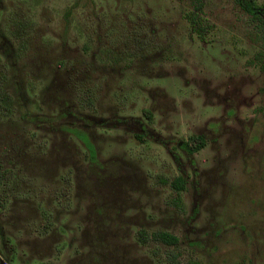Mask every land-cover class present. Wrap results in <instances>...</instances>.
Listing matches in <instances>:
<instances>
[{"label": "rangeland", "instance_id": "obj_1", "mask_svg": "<svg viewBox=\"0 0 264 264\" xmlns=\"http://www.w3.org/2000/svg\"><path fill=\"white\" fill-rule=\"evenodd\" d=\"M195 1L0 0V264H264L259 41Z\"/></svg>", "mask_w": 264, "mask_h": 264}, {"label": "trees", "instance_id": "obj_2", "mask_svg": "<svg viewBox=\"0 0 264 264\" xmlns=\"http://www.w3.org/2000/svg\"><path fill=\"white\" fill-rule=\"evenodd\" d=\"M246 15L252 27L255 28V33L250 36L253 43L258 42L257 50L254 53V59L257 61V66L264 79V1L259 2L257 0H232ZM200 11V1L196 0L192 4V9L188 10L185 14V20L187 21L189 30L193 32L198 38L202 37V20L198 15ZM67 13V11L65 12ZM66 15V14H65ZM264 90V86L260 89ZM142 112L148 117L149 112L146 109H142ZM205 143V140L201 134H190L186 139L180 142V146L188 153L197 151ZM85 146V144H83ZM91 155V153H90ZM3 175V170H0V179ZM163 183H167L173 190L174 195L170 198V202L177 209L181 210L182 204L180 199L181 191L185 188V179L181 175H176L172 178H164ZM135 238L139 243H145L148 240H154L161 242L168 246H175L178 238L176 235L163 229H156L147 232L143 228H138L135 231ZM171 264H177L174 262L175 254H170ZM232 264H244L242 262H234Z\"/></svg>", "mask_w": 264, "mask_h": 264}, {"label": "flooded vegetation", "instance_id": "obj_3", "mask_svg": "<svg viewBox=\"0 0 264 264\" xmlns=\"http://www.w3.org/2000/svg\"><path fill=\"white\" fill-rule=\"evenodd\" d=\"M180 145V144H179Z\"/></svg>", "mask_w": 264, "mask_h": 264}]
</instances>
